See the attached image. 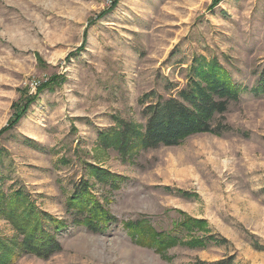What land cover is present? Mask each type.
<instances>
[{
    "label": "rangeland",
    "instance_id": "rangeland-1",
    "mask_svg": "<svg viewBox=\"0 0 264 264\" xmlns=\"http://www.w3.org/2000/svg\"><path fill=\"white\" fill-rule=\"evenodd\" d=\"M200 58L244 87L224 115L231 132L123 156L101 148L99 135L118 121L143 127V109L175 97ZM263 71L264 0H0V190L7 199L20 191L66 224L56 233L61 252L41 260L18 247L3 201L0 256L6 264H264L253 248L264 247V95L251 92ZM90 165L111 179L96 181ZM85 181L116 221L99 234L74 226L68 211ZM186 218L204 226L173 231ZM136 221L179 241L146 244L127 232ZM209 235L226 242L193 244Z\"/></svg>",
    "mask_w": 264,
    "mask_h": 264
},
{
    "label": "trees",
    "instance_id": "trees-1",
    "mask_svg": "<svg viewBox=\"0 0 264 264\" xmlns=\"http://www.w3.org/2000/svg\"><path fill=\"white\" fill-rule=\"evenodd\" d=\"M189 72L188 82L177 91L175 97L156 96V101L143 109L142 116L146 121L143 127L131 122L118 121L117 129L99 135L101 148L113 149L123 156L139 149L175 147L187 138L198 134L221 136L231 132L232 129L223 123L224 115L230 104L239 100L244 87L236 84L231 74L214 59L206 62L204 58H200ZM251 92L254 95H264V71ZM31 100L33 99H30L28 104ZM27 105L17 108L14 118L3 132L19 121ZM89 168L90 175L96 181L106 182L111 179L106 171L92 165ZM3 201L7 218L21 237L18 247L23 253L34 255L41 260H48L61 252L62 247L56 238V233L66 224L35 211L32 203L20 191H16L7 199V196L3 195L0 190V205ZM67 205L68 211L71 215L73 214L71 217L73 225L83 227L92 234L102 233L116 222L105 207L89 192L87 181L75 188L67 199ZM48 226H52L50 228L54 232H50ZM192 226L202 228L204 223L186 218L176 223L173 231H188ZM127 227V232L131 237H135L134 234H139L140 237L147 236L150 240L146 244L155 243L158 249H165L179 241L177 235L165 234L161 237L163 234L143 228L144 225L140 221L132 222ZM225 242V239L209 235L193 244L197 246L220 245ZM253 248L264 251V247L257 244H254ZM5 251L7 254H13L9 250ZM9 260V256H0V264H6ZM232 263L233 259L200 264Z\"/></svg>",
    "mask_w": 264,
    "mask_h": 264
}]
</instances>
